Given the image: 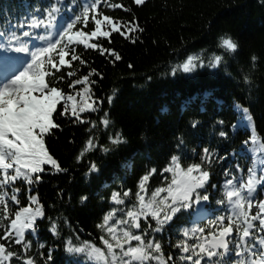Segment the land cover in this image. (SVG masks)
Instances as JSON below:
<instances>
[{
    "label": "snow or ice",
    "instance_id": "6c2138e0",
    "mask_svg": "<svg viewBox=\"0 0 264 264\" xmlns=\"http://www.w3.org/2000/svg\"><path fill=\"white\" fill-rule=\"evenodd\" d=\"M146 2L133 0L135 6ZM109 9L123 10L131 14L130 18H115L107 14ZM144 31L132 7L115 0H36L14 23L8 17L0 25V264H40L41 260L43 264H55V249L40 251L46 248L40 243L33 252L28 237L37 234L38 221L45 216L32 186L42 182L46 166L55 173L68 171L46 145V138L61 128L57 116L89 125L92 134L76 155L78 163L86 154L98 150L107 156L128 143L119 131L111 132L106 143L99 142L97 129L102 126L107 131L113 124L108 112L97 120L85 118V114L100 112L105 99L111 105L117 90L105 98L97 97V80L93 77L103 79V74L94 67L74 78L75 62L87 64L78 48L93 50L115 64L122 55L105 42L111 45L114 36L119 35L136 43ZM217 49L187 55L170 66L167 75L192 74L204 68L219 71L221 67L230 75L226 57H233L239 44L223 33L218 37ZM258 61L256 54L250 56L251 70L242 78L249 90ZM66 78H70L67 87L71 91L60 86ZM151 79L149 76L148 81ZM234 107L238 119L231 131L244 128L251 132L240 151L220 157L209 146L188 150L183 135L178 136L176 152L163 169H147L137 180L135 190L126 188L122 181L112 191L107 199L113 206L96 225L98 241L102 242L99 246L91 238L81 239L82 229H73L72 234L62 237L59 218H49V231L62 239L64 252L72 258L68 264H264V198H258V192L264 189V142L256 134L250 108L239 102ZM199 123L194 119L191 126L195 128ZM216 124L221 127L219 137L227 139L224 120L218 119ZM189 151L191 162L185 163ZM229 155L250 158L251 163L245 171L237 162L234 168L224 169L222 184H212L213 164ZM101 171L96 160H89L85 176ZM157 174L163 179L153 188L151 180ZM17 184L28 189L26 204H21V187ZM214 194H219L216 207L209 211ZM80 199L83 204L88 196ZM178 219L182 223L177 241L169 244L178 255L166 253L163 240L156 237ZM64 223H69L67 218Z\"/></svg>",
    "mask_w": 264,
    "mask_h": 264
},
{
    "label": "trees",
    "instance_id": "16d2710c",
    "mask_svg": "<svg viewBox=\"0 0 264 264\" xmlns=\"http://www.w3.org/2000/svg\"><path fill=\"white\" fill-rule=\"evenodd\" d=\"M24 1L30 4L36 2L0 0V6L9 5L8 11L14 12L13 23L21 16L18 8H23ZM115 2L131 6L145 31L136 43L119 35L114 36L111 45L105 42L106 46H111L122 55V60L115 64L93 50L78 48L87 64L81 66L75 62L77 76L74 78L87 74L89 68L94 67L103 74V79L93 77L97 80L95 95L105 98L112 94L113 89L117 90L111 105L105 99L100 112L85 114V118L97 120L105 111L108 112L113 124L107 131H103L102 126L97 129L99 142L106 143L111 132L119 131L128 143L107 156L98 150L86 154L78 163L76 155L88 138L86 129L89 130V125L57 116L61 128L46 138V145L68 171L55 173L46 166L42 182L32 186V194L38 196L45 210L37 228L39 226L43 230L46 226L50 227L49 218L63 215L72 225L83 229L80 235L83 239L91 238L96 242L100 234L96 223L103 216L107 198L111 196L108 186L113 180L115 184L119 183L118 186L123 181L126 188L135 190L137 180L147 169H163L166 166L169 157L176 152L178 136L183 135L188 150L198 145V151L209 146L220 156L218 147L212 143L216 142V136L221 131L216 121L222 119L223 130L229 133L224 153L229 154L230 149L240 151L242 142L249 138L251 132L244 128L231 131L238 119L234 106L239 102L250 108L256 134L264 142V3L261 0H147L144 6H135L133 0ZM106 12L123 20H128L131 15L123 10L109 9ZM0 25L3 23L0 22ZM223 33L230 34L239 44L234 56L226 57L230 75L223 67L219 71L204 68L192 74L167 75L170 66L189 54L203 49H208L209 53L218 51V37ZM252 54H256L259 61L252 71L253 82L249 90L242 78L251 70L249 61ZM130 63L132 68L128 67ZM66 73L67 69L65 76ZM149 76L151 81H148ZM69 82L70 78H66L60 86L71 91L67 87ZM206 92L211 95L206 97ZM194 119L200 121L195 128L191 126ZM189 157L185 163L191 162L190 151ZM89 160H96L101 165L99 175L85 176ZM247 160L248 164L251 163L250 158ZM126 163L132 166L126 168ZM213 167L211 183L221 184L224 170L218 167V160ZM230 167L233 168L226 165V168ZM161 181L162 176L157 174L152 178L151 186L154 188ZM19 186L23 205L28 202V189L21 184ZM83 195H87L88 200L82 204L80 198ZM218 195H213L209 211L216 207ZM260 198H264V194ZM174 228L156 237L163 240L166 253L176 250L169 247L176 240Z\"/></svg>",
    "mask_w": 264,
    "mask_h": 264
},
{
    "label": "bare ground",
    "instance_id": "6f19581e",
    "mask_svg": "<svg viewBox=\"0 0 264 264\" xmlns=\"http://www.w3.org/2000/svg\"><path fill=\"white\" fill-rule=\"evenodd\" d=\"M2 10L3 9H0V11H2ZM86 133H87V136H89L91 134L88 129H86ZM111 184L112 185L108 186L110 188V191H109L110 194L112 193V191L114 189H116L118 187L119 183L115 184V180H113V182ZM112 206L113 205H111L110 201L108 200L106 202V208L104 209L102 214L104 215L106 212L110 211ZM58 218H59L60 231H61V236L62 237H67L68 235L72 234L73 229H77V230L82 229L81 227H76V226L72 225L70 222L65 224L64 223V218H66V216L60 215V217H58ZM101 218H100V220H101ZM100 220L96 224H98L100 222ZM49 228H50L49 226H46L43 230L37 229V234L30 235L28 237V239L32 240V242H33V252H36L38 250V245L40 243H43V244L46 245V248L39 249L40 251L47 252V251H45V249H47L49 247L55 249V251L53 252L55 264H68L69 260L72 259V258L69 257L64 252L62 239L52 236L51 232L49 231ZM81 233L82 232H80V235H81ZM81 239H83V237H81ZM97 242L98 243H102V242H99V241H97ZM41 262L43 264V260H41Z\"/></svg>",
    "mask_w": 264,
    "mask_h": 264
}]
</instances>
